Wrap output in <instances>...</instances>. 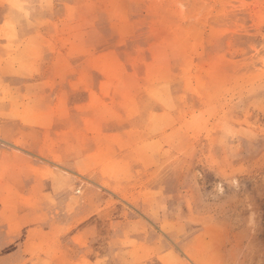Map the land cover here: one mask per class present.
Returning a JSON list of instances; mask_svg holds the SVG:
<instances>
[{
  "label": "rangeland",
  "instance_id": "1",
  "mask_svg": "<svg viewBox=\"0 0 264 264\" xmlns=\"http://www.w3.org/2000/svg\"><path fill=\"white\" fill-rule=\"evenodd\" d=\"M0 264H264V0H0Z\"/></svg>",
  "mask_w": 264,
  "mask_h": 264
}]
</instances>
